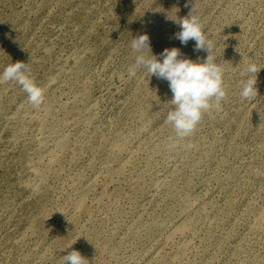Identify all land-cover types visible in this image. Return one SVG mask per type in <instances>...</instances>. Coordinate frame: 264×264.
<instances>
[{
	"label": "rangeland",
	"instance_id": "1",
	"mask_svg": "<svg viewBox=\"0 0 264 264\" xmlns=\"http://www.w3.org/2000/svg\"><path fill=\"white\" fill-rule=\"evenodd\" d=\"M194 2L227 96L181 139L168 82L128 69L141 34L206 59L175 38L187 0H0V72L28 63L44 94L0 82V264H264V0Z\"/></svg>",
	"mask_w": 264,
	"mask_h": 264
},
{
	"label": "clouds",
	"instance_id": "2",
	"mask_svg": "<svg viewBox=\"0 0 264 264\" xmlns=\"http://www.w3.org/2000/svg\"><path fill=\"white\" fill-rule=\"evenodd\" d=\"M189 5L191 7L186 17L173 20L181 28V31L175 33V38L184 46H187L190 40L194 41L193 50L206 51V59L186 58L180 49L175 47L164 49L159 54L162 59L152 53L151 58H147L144 50L151 52L149 36L141 34L131 40L130 47L137 55L135 65L128 69V72L134 75L135 68L143 66L147 68L150 76L168 82L172 98L169 101L171 107L166 114V122L172 126L176 137L181 139L194 132L202 115L210 114L213 109L219 111L227 96L223 81L224 69L211 55L213 41L208 39L203 31L194 0H187L185 7ZM261 69L254 62H249L242 68L243 78L239 90L242 99L251 101L258 96L257 75ZM9 81L20 85L27 93L28 102L34 107L38 108L43 103V90L35 84L28 63L18 61L4 68L0 72V82ZM170 146L176 145L173 143ZM186 147L192 149L194 145L189 143ZM72 245L61 251H66ZM61 264H85V258L77 250L67 251L66 255L61 256Z\"/></svg>",
	"mask_w": 264,
	"mask_h": 264
},
{
	"label": "bare ground",
	"instance_id": "3",
	"mask_svg": "<svg viewBox=\"0 0 264 264\" xmlns=\"http://www.w3.org/2000/svg\"><path fill=\"white\" fill-rule=\"evenodd\" d=\"M161 183H163V182H161ZM188 207V206H187ZM186 209H188V208H186ZM189 209H191V206H190V208ZM193 209V208H192ZM188 211V210H187ZM191 211V210H190ZM188 213H190L189 211H188ZM188 213H186V214H188ZM190 216V215H189ZM188 216V217H189ZM185 219V218H184ZM190 219L193 221V219L190 217ZM189 219H187V223H186V220H183V221H180V222H182L181 224L180 223H178L179 225H177L176 227H177V229L176 230H178V231H182L183 230V228H187L186 226H185V224H188V222L190 221H188ZM190 223V222H189ZM188 225H190V224H188ZM193 225H194V221H193ZM190 227V226H189ZM191 227L193 228V226H192V224H191ZM190 227V228H191ZM175 229V228H174ZM180 229H182V230H180ZM176 230H173V234L172 235H175L174 233H175V231ZM186 230V229H185ZM187 231H188V229H187ZM191 231V230H190ZM190 231H188V232H190ZM184 232V231H183ZM183 232H181V234L183 233ZM176 233H178L177 231H176ZM184 233H186V232H184Z\"/></svg>",
	"mask_w": 264,
	"mask_h": 264
}]
</instances>
